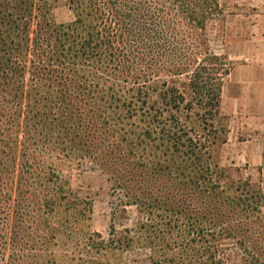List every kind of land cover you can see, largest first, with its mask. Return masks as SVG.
<instances>
[{"label":"trees","instance_id":"16d2710c","mask_svg":"<svg viewBox=\"0 0 264 264\" xmlns=\"http://www.w3.org/2000/svg\"><path fill=\"white\" fill-rule=\"evenodd\" d=\"M67 2L75 18L67 24H56L49 14V0H0V84L14 89L15 82H25L28 71L32 77L53 80L64 95L62 102L68 103L65 107L74 108L80 119L84 114L86 117L95 113L89 97L99 94L104 100L110 96L118 102L106 104L103 109L119 111L120 91L124 92L132 99L127 106L129 113L138 115L144 124L139 134L140 145L144 150L151 146L153 156L158 157L151 170L163 173L161 179H166L158 187L149 182L147 200L138 202L141 207L150 215L156 206L158 209L174 207L172 211L183 219H176L179 227H184V231L187 228L189 234L203 242L207 236L232 237L227 230L234 229V239L246 255V263L264 264L262 217L251 223L246 214L247 223L239 218L249 207L253 209L252 205L260 208V200L256 201L252 192L253 200L248 204L249 188L243 189L242 198L229 194L215 169L219 166L213 162L212 149L218 143L219 133L223 135L222 142L227 139V119L220 112V98L223 81L235 64L227 54L217 52L210 34L212 23L224 20L225 6L220 0ZM120 78L124 82L121 90ZM182 79L188 82L183 90L190 89L191 98L177 86H171ZM9 94L6 92L4 99ZM75 99L80 104L73 107ZM196 105L203 111L199 109L196 115L209 127L204 138L203 134L198 138L193 136L191 133L197 128L189 126L180 116L184 108L190 111L188 118H191ZM215 118L225 122L219 131L213 122ZM89 127L92 132L86 138L95 150L90 154L85 152L83 157H93L105 171H116V178L120 179V143L109 140L108 136L100 137L98 131H102L95 120ZM31 165L27 162L22 165L21 177L27 186L37 183L31 175ZM48 181L49 185L43 188L47 191L46 197L38 205L42 218L30 220L22 200L11 213L13 193L5 196L6 209L0 210V264H41L38 257L25 253L32 246L33 237L28 241L23 239L32 233L33 223L37 224L34 229L42 233L36 235L37 242L46 239L50 226L45 217L61 201L67 202V212L74 209L77 220L85 217V206L78 207L77 202L67 199L66 189L54 173ZM247 182L250 187L251 182ZM121 184L116 179V185ZM195 215L200 218H194ZM23 219L30 220V226L26 227ZM50 238L54 239L55 233ZM195 239L190 240L195 242ZM103 243L88 235L82 249L87 253L94 247L100 250ZM183 243L187 245V241Z\"/></svg>","mask_w":264,"mask_h":264},{"label":"rangeland","instance_id":"374dc122","mask_svg":"<svg viewBox=\"0 0 264 264\" xmlns=\"http://www.w3.org/2000/svg\"><path fill=\"white\" fill-rule=\"evenodd\" d=\"M220 1L226 10L224 20L213 22L210 29L213 47L217 52L227 54L233 63L241 61L245 53L256 50L257 46L263 54L264 39L260 32L264 28V0ZM49 2V14L54 23L67 24L74 20V11L67 0ZM24 80L23 84L15 82L14 89L0 84V210L6 209L8 202L5 196L12 192L11 213L22 200L25 212L31 216L30 220L33 217L42 218L38 205L46 197L47 191L43 188L49 185L48 178L52 173L64 185L67 199L77 202L78 207L84 205L86 208L85 217L77 220L74 209L67 212V202L61 201L45 217V222L50 226L48 234H45L46 239L37 242L36 235L42 233L34 229L36 223L31 225L32 233L23 239L28 241L33 237L32 246L25 250L26 254L38 257L41 264H52L53 261L58 264H247L243 249L234 239V229L227 230L232 237L219 236L213 239L207 236L203 242L191 232L189 234L187 228L184 231V227H179L180 223L176 219H183L173 212L174 207L158 209L156 206L154 214L150 215L138 203L147 200L146 186L151 185L149 182L158 187L159 182L163 183L166 179H161L163 173L151 170L153 161L158 157L153 156L154 149L151 146L148 145L144 150V146L140 145L139 134L144 124L138 115L129 113L127 106L132 99L124 92L120 91L119 111L103 109L106 104L109 106L110 103L118 102L110 96L104 100L98 97L99 94L89 97L88 100L96 109L95 113L93 116L86 114V117L84 114L80 119L74 108L65 107L68 103L62 102L64 95L53 80L32 77L29 71ZM187 83L182 79L178 83H171V86L183 90ZM122 85L124 82L120 78V90ZM189 90H183L187 98L193 95ZM6 92L10 93L8 99H4ZM77 96L81 98L82 95ZM75 102L71 104L73 107L80 104L76 99ZM183 105L186 106V103ZM196 106L191 118H188L190 111L184 108L180 116L189 126L197 128V131H192L193 136L198 138L203 134L204 138L209 127L196 115L200 109ZM200 112L203 111L200 109ZM93 120L101 128L102 132L98 131L100 137L108 136L109 140L120 143V179L116 178V171H105L100 162L93 161V157H83L85 152L90 154L95 150L89 138H86L92 132L89 126ZM213 122L218 131L225 123L218 118ZM218 138L212 153L213 162L219 166L215 169L221 183L229 189V194L236 197L245 194L244 188H249L246 196L248 204L253 200L250 196L252 192L254 199L260 200V208L252 205L253 209L249 207V211L239 217L240 220L244 218V223H247L246 214L250 216L249 223L261 217L264 222V191L257 183L247 187V179L240 177L232 166L220 165L216 155L218 146L222 145L223 135L219 133ZM71 148L73 151H69ZM159 155L162 156L161 152ZM25 162L32 164L31 175L37 183L25 184L21 177ZM133 164L136 168L132 170ZM116 179L122 182L120 187L116 185ZM187 214H184L185 217ZM195 217L200 218L199 215ZM27 219H23L26 227L30 226V220L27 222ZM237 222L234 221L235 224ZM40 226L43 225L40 223ZM52 233H55L54 239L50 238ZM88 235L94 236L97 242L103 240L105 244L100 250L94 247L88 253L84 252L82 246ZM192 237H196L195 242L190 240ZM185 241L187 245L183 243Z\"/></svg>","mask_w":264,"mask_h":264},{"label":"crops","instance_id":"0c3cea01","mask_svg":"<svg viewBox=\"0 0 264 264\" xmlns=\"http://www.w3.org/2000/svg\"><path fill=\"white\" fill-rule=\"evenodd\" d=\"M260 34L264 39V28ZM220 112L228 132L216 158L264 189V53L259 46L245 53L223 81Z\"/></svg>","mask_w":264,"mask_h":264}]
</instances>
